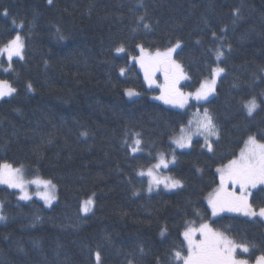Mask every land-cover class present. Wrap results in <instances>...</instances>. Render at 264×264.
<instances>
[{
  "label": "trees",
  "instance_id": "1",
  "mask_svg": "<svg viewBox=\"0 0 264 264\" xmlns=\"http://www.w3.org/2000/svg\"><path fill=\"white\" fill-rule=\"evenodd\" d=\"M17 32L24 60L15 58L9 72L0 61V79L17 89L0 100V163L52 180L57 199L47 209L0 186V264H97V251L100 264H181L173 259L184 247L181 233L202 219L250 245L239 257L253 263L264 253L261 219L212 218L206 202L219 183L216 169L249 136L264 142V0H0V44ZM177 41L174 58L190 77L184 92L213 68L225 70L210 98L183 111L152 99L157 91L130 63L138 44L156 51ZM127 89L139 96L128 100ZM253 98L259 107L249 115L244 104ZM195 107L214 117L212 151L200 138L174 150L170 140ZM136 134L142 150L133 154ZM161 152H174L175 163L161 172L182 187L149 193L138 173ZM252 193L253 207L264 206V191ZM91 197V213L81 214Z\"/></svg>",
  "mask_w": 264,
  "mask_h": 264
},
{
  "label": "snow or ice",
  "instance_id": "2",
  "mask_svg": "<svg viewBox=\"0 0 264 264\" xmlns=\"http://www.w3.org/2000/svg\"><path fill=\"white\" fill-rule=\"evenodd\" d=\"M52 3V0H49ZM141 20L144 17H140ZM15 23V22H13ZM18 27L23 28V22ZM145 28L149 25L145 24ZM215 36V33H213ZM139 49V55L133 56L132 60L139 64L143 72L144 81L151 88L153 85L160 88V95L155 99L163 101L165 104L179 108H185L189 100L206 101L210 95L215 92L217 78L225 71L222 67L212 69L210 80L205 79L194 92H184L181 87L182 81L190 80L183 65L174 58V53L181 47V43L177 41L174 45L168 47L164 51H149L143 45L136 46ZM115 51L122 53L125 51L123 45L118 46ZM223 52L217 50V61L223 56ZM0 57L6 58L7 66L3 67L4 72H9L13 68L14 58L24 60L25 58V40L19 32L11 36L7 42L0 44ZM125 69H120V75H124ZM163 75L164 83L157 84L156 74ZM31 90V84L28 85ZM17 89L7 79H0V99L10 97L16 93ZM126 94L129 97L137 96L133 89H127ZM249 115H251L258 107L255 98L244 104ZM86 135V133L84 134ZM194 135L203 136L205 146L212 151L211 137H218V128L214 122L213 115L204 109L202 114H197L194 121H189L187 126L180 128V135L173 139V143L177 148L183 149L191 147L192 137ZM142 139L139 134L131 146L133 154L141 151ZM175 154L173 152L171 160L167 159L165 153H159L157 162L147 169L140 171V176L149 177L148 191L151 192L154 187L161 184L165 188L174 189L182 187V183L178 179L170 176L161 178L158 170L168 168L170 163H175ZM219 174V185L208 196V205L211 208V216L217 217L223 212L241 213L248 217L264 218V206L257 210L253 207L251 197L252 190L260 187L264 191V142L257 140L255 136H249L244 141L243 147L238 155L230 159L227 164L216 169ZM0 184L7 185L9 188L19 189L21 192V200H30L31 196L26 190L27 184H35L38 188L42 186L43 191L36 194L45 204L51 206L52 202L57 199L56 185L52 180H43L36 178L27 181L24 178L23 168L14 167L11 163H0ZM94 203L92 199L84 201L82 211L87 213L90 206ZM5 217L0 215V220ZM213 222L201 220L199 224L195 221H189L184 228L182 235L183 248L173 252V259L181 262V264H250L249 259L241 258L237 255L238 250L241 253H249L250 245L237 242L231 238L225 231H221L213 227ZM166 229L162 230L161 235ZM251 247H254L251 246ZM186 250V251H185ZM97 264H100V252L95 253ZM131 264V262H130ZM254 264H264V253L257 256Z\"/></svg>",
  "mask_w": 264,
  "mask_h": 264
},
{
  "label": "rangeland",
  "instance_id": "3",
  "mask_svg": "<svg viewBox=\"0 0 264 264\" xmlns=\"http://www.w3.org/2000/svg\"><path fill=\"white\" fill-rule=\"evenodd\" d=\"M18 29L20 28V27H18V25H15ZM166 50V49H165ZM160 51H164V50H160ZM154 52V51H153ZM175 54V53H174ZM138 55H139V49H138ZM137 55V56H138ZM2 59H5L6 60V58H4V57H0V61L2 60ZM15 59V58H14ZM130 63H132V64H135L136 66H137V68H138V70L141 72V74H142V77H143V81H144V76H143V72H142V70L140 69V67H139V64L138 63H136L135 61H133L132 60V58L130 59ZM156 77H157V84H160V85H162L163 83H164V79H163V75L161 74V73H157L156 74ZM212 78V75H211V77L210 78H208V80H210ZM219 78V77H218ZM218 78H217V81H218ZM185 81H182L181 82V84L182 83H184ZM144 84H145V86H146V88L148 89V90H155V91H157V92H155V93H153V94H151V98L152 99H154V100H156V101H158L159 103H161V104H163V105H165V106H167V107H169V108H171V109H175V110H180V111H183V110H185V109H187L193 102H196V103H201V102H204V101H196V100H189V102H188V104L185 106V108H179V107H175V106H172V105H168V104H165L163 101H161V100H158V99H155L154 97H157V96H159L160 95V88L159 87H156L155 85H153L151 88L147 85V83L144 81ZM217 84V83H216ZM215 87H216V85H215ZM214 94V93H213ZM212 94V95H213ZM212 95H210L208 98H210ZM125 96H126V98L128 99V100H133V99H135V98H137L139 95H137V96H132V97H129L127 94H126V91H125ZM11 97V96H10ZM10 97H4L3 99H7V98H10ZM0 100H2V99H0ZM245 110H246V112H247V109L245 108ZM256 111V110H255ZM254 111V112H255ZM253 112V113H254ZM202 114L203 113V111L202 110H200V108L199 107H195V109L191 112V116L189 117V120H188V122H187V124L185 125V126H187L188 125V123H189V121L191 120V121H194L195 119H196V117H197V114ZM248 113V112H247ZM252 113V114H253ZM180 135V132H179V134H177L176 136H174L171 140H170V142H171V144H172V146H173V148H174V150H177V151H184V150H188L190 147H186V148H183V149H180V148H177L176 147V145L172 142L173 141V139L174 138H176V137H178ZM136 138V137H135ZM134 138V139H135ZM197 138H200V139H202L203 141H204V137L203 136H198V135H194L193 137H192V140H194V139H197ZM217 137H211L210 138V143L212 144V141L213 140H215ZM247 140V139H246ZM245 140V141H246ZM204 143H205V141H204ZM243 147V146H242ZM241 147V148H242ZM207 148V147H206ZM139 152H141V151H139ZM139 152H137V153H139ZM158 155H159V153H157L156 154V162H157V157H158ZM171 158L172 157H170V158H167V159H169V160H171ZM171 164V163H170ZM169 164V165H170ZM221 167V166H220ZM23 168V167H22ZM219 168V167H218ZM148 169V168H147ZM147 169H145V170H143V171H147ZM161 169H164V168H161ZM161 169H159L158 170V175L161 177V178H163V177H165V176H168V175H166V174H163L162 172H161ZM140 172V171H139ZM23 173H24V178H25V180H27V181H31V180H34V179H36V178H40V179H43V178H41V177H39V176H37V175H34V176H30V175H28L27 173H26V169L25 168H23ZM219 175V174H218ZM143 177H145L146 179H147V182L149 183V177H147L146 175L145 176H143ZM43 180H45V179H43ZM218 185H219V183H218ZM218 185H217V187H218ZM0 186H3V187H7V188H9L7 185H3V184H0ZM216 187V188H217ZM178 188H180V187H178ZM178 188H174V189H168V188H165L164 187V185L163 184H161L159 187H154L153 188V190L151 191V192H149V193H154V192H157V191H163V192H166V193H170V192H173V191H175V190H177ZM215 188V189H216ZM10 190H12V191H15L16 192V194H17V198L21 201V202H30V201H33V200H35V201H38V202H40L45 208H47V209H49L55 202H56V200H54L53 202H52V204H51V206H49V205H47V204H45V202L42 200V199H40V197L36 194L38 191H43V188H42V186L40 187V188H38L35 184H27L26 185V190L28 191V193H29V195L31 196V199L30 200H21L20 199V195H21V192H20V190L19 189H13V188H9ZM214 189V190H215ZM213 190V191H214ZM254 190V189H253ZM252 190V191H253ZM212 191V192H213ZM211 192V193H212ZM208 196L209 195H207V197H206V202H207V204H208ZM56 197H57V190H56ZM89 199H92L93 201H94V198L93 197H91V198H89ZM83 204H84V201L81 203V208H80V211H81V214H83V215H87V214H90L91 213V211H92V209H93V205H94V203L90 206V210L87 212V213H85V212H83L82 211V206H83ZM208 207H209V209H210V211H211V208H210V206L208 205ZM258 210V209H257ZM223 214H233V215H239V216H242V217H245V218H248V219H261L263 222H264V218H261V217H259V216H257V217H248V216H244L243 214H241V213H234V212H223V213H220L218 216H220V215H223ZM0 215H1V205H0ZM217 216V217H218ZM212 218H216V217H212ZM0 221H2V220H0ZM238 252H240L239 250H238ZM245 254V253H244ZM255 262V261H254ZM254 262L253 263H250V264H254Z\"/></svg>",
  "mask_w": 264,
  "mask_h": 264
}]
</instances>
